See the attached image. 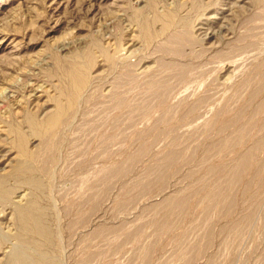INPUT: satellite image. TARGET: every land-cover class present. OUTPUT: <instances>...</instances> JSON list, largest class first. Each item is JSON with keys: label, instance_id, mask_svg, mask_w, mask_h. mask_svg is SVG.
Listing matches in <instances>:
<instances>
[{"label": "rangeland", "instance_id": "obj_1", "mask_svg": "<svg viewBox=\"0 0 264 264\" xmlns=\"http://www.w3.org/2000/svg\"><path fill=\"white\" fill-rule=\"evenodd\" d=\"M0 186V264H264V0H0Z\"/></svg>", "mask_w": 264, "mask_h": 264}, {"label": "bare ground", "instance_id": "obj_2", "mask_svg": "<svg viewBox=\"0 0 264 264\" xmlns=\"http://www.w3.org/2000/svg\"><path fill=\"white\" fill-rule=\"evenodd\" d=\"M76 70V68L74 67V71ZM75 73H76V71H75ZM76 80V79H75ZM75 80H73V84H74V87L76 88V89H79L80 88V86L78 85V83L76 84L75 83ZM77 82V81H76ZM79 83H81V84H83V82H82V80L80 79L79 80ZM58 108H57V111L55 112V114L53 115V116H51V117H49L48 119H47V122H46V127L48 128V129H50V128H52L56 123H58V122H61L62 120H63V118H64V114H65V109L62 107V106H60V105H58L57 106ZM45 123V122H44ZM49 146V144L47 143L46 144V147H48ZM243 152V151H242ZM252 152H253V150H249L248 151V149L245 151V152H243V156L246 158V160L248 159V157H250V155L252 154ZM241 153V152H240ZM242 154V153H241ZM245 166H246V164L244 163V162H240L239 164H237L236 165V167H235V172L237 173L238 172V170H241L242 168H245ZM1 187V186H0ZM220 194V193H219ZM221 200V199H220ZM24 218V217H23ZM23 218H22V221H23ZM244 221V220H243Z\"/></svg>", "mask_w": 264, "mask_h": 264}]
</instances>
